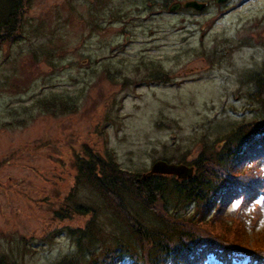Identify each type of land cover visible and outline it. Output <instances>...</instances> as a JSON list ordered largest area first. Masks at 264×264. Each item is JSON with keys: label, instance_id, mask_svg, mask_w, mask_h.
<instances>
[{"label": "rangeland", "instance_id": "374dc122", "mask_svg": "<svg viewBox=\"0 0 264 264\" xmlns=\"http://www.w3.org/2000/svg\"><path fill=\"white\" fill-rule=\"evenodd\" d=\"M183 1L28 0L20 35L0 43V250L22 264H56L75 252L69 228L96 216L99 228L125 231L75 183L83 144L146 173L162 158L193 160L203 142L215 151L263 115L250 76L264 78V0L169 9ZM76 189L94 214L73 210ZM261 208L255 229L264 232ZM243 242L264 237L248 230Z\"/></svg>", "mask_w": 264, "mask_h": 264}, {"label": "trees", "instance_id": "16d2710c", "mask_svg": "<svg viewBox=\"0 0 264 264\" xmlns=\"http://www.w3.org/2000/svg\"><path fill=\"white\" fill-rule=\"evenodd\" d=\"M27 2L0 0V43L20 35ZM250 78L251 99L260 103L263 115L227 132L219 149L203 142L193 160L176 159L175 163L193 168L189 177L156 173L145 177L83 144V153L74 154L75 183L97 193L125 231L118 236L99 228L96 216L84 228H69L75 252L56 264H208L210 259L220 264H264V244L243 242L248 230L264 237L253 225L258 201L264 198V78L258 72ZM77 191L67 198L73 210L94 214L91 206L76 201ZM133 204L149 217L145 219L142 208L133 213ZM63 213L67 214L55 210L54 216L62 219ZM0 264L22 263L0 250Z\"/></svg>", "mask_w": 264, "mask_h": 264}, {"label": "water", "instance_id": "95a60500", "mask_svg": "<svg viewBox=\"0 0 264 264\" xmlns=\"http://www.w3.org/2000/svg\"><path fill=\"white\" fill-rule=\"evenodd\" d=\"M217 2L221 0H215ZM206 5L205 2L198 1V0H184L183 2H175L173 3L169 9L171 11H175L177 8L180 6L182 7H190L194 9H202ZM152 173L156 174H167V175H175L177 178H183V177H188L192 175L193 173V168L192 167H187L185 164H177V163H167L164 160L156 161L154 162L150 168L149 171L144 173L143 176H149Z\"/></svg>", "mask_w": 264, "mask_h": 264}]
</instances>
